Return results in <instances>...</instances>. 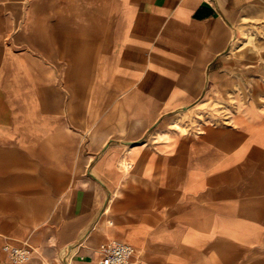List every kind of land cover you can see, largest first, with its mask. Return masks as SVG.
Returning a JSON list of instances; mask_svg holds the SVG:
<instances>
[{"label": "crops", "instance_id": "0c3cea01", "mask_svg": "<svg viewBox=\"0 0 264 264\" xmlns=\"http://www.w3.org/2000/svg\"><path fill=\"white\" fill-rule=\"evenodd\" d=\"M255 26L264 0H0V264H264Z\"/></svg>", "mask_w": 264, "mask_h": 264}, {"label": "built area", "instance_id": "2783aa9c", "mask_svg": "<svg viewBox=\"0 0 264 264\" xmlns=\"http://www.w3.org/2000/svg\"><path fill=\"white\" fill-rule=\"evenodd\" d=\"M105 256V264H133V248L117 240H109L99 246ZM3 251L13 264H21L29 257V249L25 247L4 245Z\"/></svg>", "mask_w": 264, "mask_h": 264}, {"label": "rangeland", "instance_id": "374dc122", "mask_svg": "<svg viewBox=\"0 0 264 264\" xmlns=\"http://www.w3.org/2000/svg\"><path fill=\"white\" fill-rule=\"evenodd\" d=\"M249 34H245L240 46L259 48L264 45V41L261 42V37H264V27L255 26L252 27ZM223 109V108H221ZM193 122V121H192Z\"/></svg>", "mask_w": 264, "mask_h": 264}]
</instances>
